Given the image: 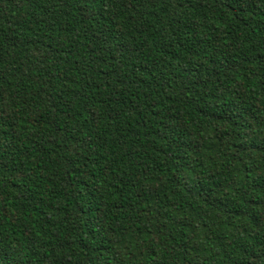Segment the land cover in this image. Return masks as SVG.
I'll return each mask as SVG.
<instances>
[{"label": "trees", "instance_id": "trees-1", "mask_svg": "<svg viewBox=\"0 0 264 264\" xmlns=\"http://www.w3.org/2000/svg\"><path fill=\"white\" fill-rule=\"evenodd\" d=\"M0 264H264V0H0Z\"/></svg>", "mask_w": 264, "mask_h": 264}]
</instances>
